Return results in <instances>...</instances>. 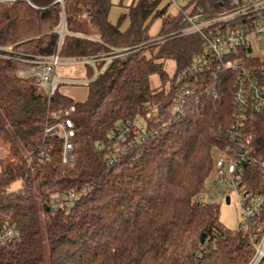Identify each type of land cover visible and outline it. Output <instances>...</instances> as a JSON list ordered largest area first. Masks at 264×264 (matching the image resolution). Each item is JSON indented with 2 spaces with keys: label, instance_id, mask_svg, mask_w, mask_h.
I'll return each instance as SVG.
<instances>
[{
  "label": "trees",
  "instance_id": "trees-1",
  "mask_svg": "<svg viewBox=\"0 0 264 264\" xmlns=\"http://www.w3.org/2000/svg\"><path fill=\"white\" fill-rule=\"evenodd\" d=\"M30 1L40 9L23 0L0 5V45L44 58L143 47L113 59L88 86L82 102L59 90L48 99L33 78L18 76L27 64L0 59V144L6 154L0 161V226L15 225L19 232L12 246L0 249V264H249L255 254L254 232L226 229L219 221V206L199 201L216 151L227 145L237 73L219 74V100L191 102L183 118H173L175 79L201 54V38L154 44L183 27L177 16L150 35L153 23L165 13L158 10L162 0H135L125 32L120 30L125 17L117 25L109 21L113 0H65L62 38L61 5L56 0ZM219 1L191 0V12H216ZM251 52L241 49L243 65L264 84V60L247 58ZM167 60L176 64L173 79L164 67ZM87 76H92L91 69ZM153 76L161 82L158 87L151 86ZM71 106L75 159L64 164L61 141L46 139L44 131L51 124L50 113ZM152 109L161 124L170 123L162 138L110 165V132L120 123L147 119ZM247 132L249 157L264 161V115H254ZM99 143L104 144L102 151ZM47 155L50 160L43 164ZM261 181L259 166L245 163L243 193L257 194ZM17 182L23 184L19 192L11 190ZM71 192L76 201L66 209L50 204L52 194L65 198ZM256 221L264 228V210Z\"/></svg>",
  "mask_w": 264,
  "mask_h": 264
},
{
  "label": "built area",
  "instance_id": "built-area-1",
  "mask_svg": "<svg viewBox=\"0 0 264 264\" xmlns=\"http://www.w3.org/2000/svg\"><path fill=\"white\" fill-rule=\"evenodd\" d=\"M19 0H0V5L15 3ZM35 9H40L30 0H23ZM65 14V0H56ZM170 3L175 5L172 0ZM220 8L216 12L198 11L188 12L191 0H182L178 5V16L183 27L171 34L160 36L154 44H161L169 39L198 35L201 38V54L186 67L176 78L178 92L173 100V118L181 119L186 111L201 103V99L211 97L219 100L222 96L216 80L224 72L237 73L233 83L234 121L227 131V145L223 150H217L214 159L212 176L217 184H229L238 194V224L234 231L244 230L254 232L251 243L255 254L249 264H264V228L257 225V217L264 210V161L249 157L250 136L247 124L254 115H264V84H262L250 67H245L244 57L240 55L243 48H251L250 39L264 35V0H223L218 2ZM62 20V25H63ZM61 25V38L65 35V28ZM142 45L133 48L114 50L106 54L86 57L61 58L56 54L50 58L31 56L16 52L14 46L0 45V59L4 61L17 60L28 65L20 69L18 76L23 79L33 78L37 86L46 91L48 99L56 95L60 80L56 70L60 65L86 66L91 69L92 76L81 83L89 86L103 73L107 65L118 57L139 51ZM253 53L247 58L252 59ZM190 81V82H189ZM211 81V82H210ZM209 82V83H208ZM75 107L61 109L50 113L51 124L46 126L44 136L48 140L61 141L62 162H74L73 139L76 136L72 114ZM158 112L152 109L148 118H138L132 122L120 123L107 137L110 147V165L117 163L130 151L142 149L149 141L159 140L167 131L169 124H161L157 118ZM172 123V122H171ZM104 144H97L98 151H102ZM50 157L44 156L41 161L47 163ZM252 161L257 164L261 172V186L257 194L243 193L241 178L245 163ZM31 166V158L28 167ZM76 201V194L71 192L65 198L60 194L51 195L50 204L54 208L66 209ZM201 203L215 204L204 195L199 197ZM19 238L15 225L0 226V249H8Z\"/></svg>",
  "mask_w": 264,
  "mask_h": 264
},
{
  "label": "rangeland",
  "instance_id": "rangeland-1",
  "mask_svg": "<svg viewBox=\"0 0 264 264\" xmlns=\"http://www.w3.org/2000/svg\"><path fill=\"white\" fill-rule=\"evenodd\" d=\"M47 1V0H46ZM175 5H181L182 0H172ZM120 0H113V4L119 5ZM193 8L190 7L188 12ZM210 9H213L212 4L209 5ZM203 11V10H202ZM173 17L167 14L162 17V21H172ZM160 28V20L153 23L151 27V33L156 34ZM251 49L253 55L257 58L264 60V37L257 38L252 37L250 39ZM165 70L169 75L170 79L175 77L176 64L173 60H167L164 63ZM56 76L61 81L59 84V92L64 96L73 99L76 102H82L86 99L88 94V86L81 83H73L76 81H84L87 78V68L86 66H74V65H60L56 70ZM176 80V79H175ZM160 80L157 76L151 78V86L158 87L160 85ZM44 92H46L44 90ZM6 156L5 149L0 144V161ZM23 187L21 182H17L11 190L20 191ZM25 190L22 191V193ZM204 193L205 197L210 201L216 202L219 206V221L228 230H234L238 224V194L229 184H217L214 181L213 176L209 178V184L202 191L200 196ZM230 198V203L227 204L226 199Z\"/></svg>",
  "mask_w": 264,
  "mask_h": 264
},
{
  "label": "crops",
  "instance_id": "crops-1",
  "mask_svg": "<svg viewBox=\"0 0 264 264\" xmlns=\"http://www.w3.org/2000/svg\"><path fill=\"white\" fill-rule=\"evenodd\" d=\"M134 1L135 0H120L119 5H116V6L114 5L110 11L109 21L113 25H117L119 23L121 17H125L121 23V26H120V30L122 32H125L130 26L129 8L132 6ZM158 10H165V13L163 14L162 17H164L166 15V13L170 14L173 18H176L178 16V5L171 4L170 0H162L161 4L158 7ZM162 17L157 19V20H160L159 31L161 30L162 23H163ZM159 31L156 34H152L151 28H150L149 33L151 36H155L159 33ZM263 37H264V35L259 37V38H263ZM252 53H253V51H252Z\"/></svg>",
  "mask_w": 264,
  "mask_h": 264
},
{
  "label": "water",
  "instance_id": "water-1",
  "mask_svg": "<svg viewBox=\"0 0 264 264\" xmlns=\"http://www.w3.org/2000/svg\"><path fill=\"white\" fill-rule=\"evenodd\" d=\"M62 27H63V29L65 28V14H64V20H63V25H62ZM226 202H227V204H229V203H230V198H227V199H226ZM202 243H204V238H203V240H202Z\"/></svg>",
  "mask_w": 264,
  "mask_h": 264
}]
</instances>
